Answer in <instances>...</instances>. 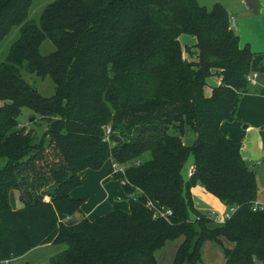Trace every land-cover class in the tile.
Masks as SVG:
<instances>
[{
  "label": "trees",
  "instance_id": "trees-1",
  "mask_svg": "<svg viewBox=\"0 0 264 264\" xmlns=\"http://www.w3.org/2000/svg\"><path fill=\"white\" fill-rule=\"evenodd\" d=\"M32 3L0 0V42L19 27L0 64V263L55 244L66 249L49 264H159L155 253L182 238L170 264H202L205 242L222 249L225 264H264V212L251 210L256 176L241 143L220 131L238 120L255 55L240 46L224 8L206 10L197 0H52L34 24L26 21ZM182 35L195 38L193 52ZM45 40L54 51L43 56ZM21 70L50 78L53 96L39 95ZM23 108L46 122L41 137L19 124ZM187 130L195 135L189 146ZM109 159L125 167L113 180L128 212L115 207L72 221L84 202L70 196L80 173ZM196 185L235 212L219 224L194 209ZM148 202L171 215L154 218Z\"/></svg>",
  "mask_w": 264,
  "mask_h": 264
},
{
  "label": "crops",
  "instance_id": "crops-1",
  "mask_svg": "<svg viewBox=\"0 0 264 264\" xmlns=\"http://www.w3.org/2000/svg\"><path fill=\"white\" fill-rule=\"evenodd\" d=\"M258 14H262L264 18V0H259ZM239 32L242 35V26L239 27ZM246 43L255 55L251 63V72L259 74L258 83L241 96L236 113L238 120L222 122L220 131L226 138L241 143V157L247 165L249 162L259 166L256 168V173L254 172L259 190L256 202L264 204V182L260 184L259 181H264V165H261L262 161L264 162V141L260 138L261 132L264 131V35H260L255 41L247 40ZM212 80L210 87L219 84V79L212 78ZM210 92L211 89L208 88L206 95L209 96ZM191 167L192 164L188 165L187 174L183 175L186 180L189 177L188 172L192 170ZM79 176L81 184L71 191L70 196L73 199H83L84 202L77 217L73 215L71 218L72 221H80L82 218L93 221L108 214L115 207L128 212V197L120 184L113 180L110 159L101 169L84 170ZM190 194L194 209L201 213L213 211L222 215L227 210L217 198L208 194L199 185L191 188ZM20 207L21 204L17 202V208ZM62 246L55 244L39 246L18 259L0 264H48L54 256L65 250ZM223 246L230 248L225 241ZM200 253L202 264H225L222 249L211 242H205ZM255 264L261 263L255 262Z\"/></svg>",
  "mask_w": 264,
  "mask_h": 264
},
{
  "label": "rangeland",
  "instance_id": "rangeland-1",
  "mask_svg": "<svg viewBox=\"0 0 264 264\" xmlns=\"http://www.w3.org/2000/svg\"><path fill=\"white\" fill-rule=\"evenodd\" d=\"M52 0H33V3L29 9L27 22L38 24L39 17L44 10V8L51 3ZM200 7L206 10H211L215 4L221 5L224 10L229 15V19H234L236 22V31L234 33L240 38V46H244L246 41H255L260 35H264V18L262 14L254 15L248 11L243 3V0H197ZM242 26V35L239 32V27ZM242 36V37H241ZM19 37V27H14L7 34V36L0 42V64L5 61L8 54L9 48ZM180 43L183 48H189L190 51H194L195 38L182 35L180 38ZM54 51V47L49 40H45L39 49L41 55L46 56ZM185 56L188 59H192L188 52H185ZM21 76L23 80L32 88H34L39 95L44 98H50L54 94V84L50 78L40 79L35 75H30L24 70H21ZM213 80H209L211 84ZM1 105V104H0ZM18 122L22 127H25L27 131H30L37 138L41 137L45 132L47 124L42 120L37 114H34L29 109L23 108L21 114L18 118ZM261 133H264L262 131ZM260 135V134H259ZM261 138V136H260ZM195 139V135L191 130H187L183 136V142L186 145H191ZM145 159L149 158V155L144 156ZM5 159L0 158V169L5 165ZM192 163V158H189L186 165L184 166L183 175L187 174L188 165ZM261 163V162H260ZM251 170L256 173V168L259 167L255 163H249ZM261 165H264L262 161ZM260 184L263 180H259ZM45 190H50L46 188ZM48 201V198H45ZM77 213L75 217H77ZM77 219V218H76ZM182 238L173 242H167L166 245L159 251L155 253V257L159 264H170L179 246L182 244ZM66 249V246H62ZM49 264V263H48Z\"/></svg>",
  "mask_w": 264,
  "mask_h": 264
},
{
  "label": "built area",
  "instance_id": "built-area-1",
  "mask_svg": "<svg viewBox=\"0 0 264 264\" xmlns=\"http://www.w3.org/2000/svg\"><path fill=\"white\" fill-rule=\"evenodd\" d=\"M229 29L233 32L236 31V29H237L236 28V22L233 18L229 19ZM258 76H259V74L256 72H252L247 76L246 80H247L249 87H255L257 85ZM110 132H111L110 127H106L105 128V134L107 137L109 136ZM191 175H192V170H190L188 172V176H191ZM119 176H121V177L125 176V167L120 166L117 163L112 162V177H119ZM119 182L121 183V185H126V183H127V181L124 179H119ZM147 207L149 209L155 211V213L153 215L154 218L161 217V218L165 219L166 217H169L171 215L170 210L164 209V210L158 211L154 208V205L150 202L147 203ZM251 210H252V212H264V204L254 202L252 207H251ZM234 212H235V208L229 207V208H227L226 212L222 215H218L217 213H215L213 211L208 212V215H209V217H211L214 220V222L222 224L226 220H228ZM7 262L8 261H5V263H7Z\"/></svg>",
  "mask_w": 264,
  "mask_h": 264
},
{
  "label": "water",
  "instance_id": "water-1",
  "mask_svg": "<svg viewBox=\"0 0 264 264\" xmlns=\"http://www.w3.org/2000/svg\"><path fill=\"white\" fill-rule=\"evenodd\" d=\"M243 3L248 11L252 14H258L259 0H243ZM261 139L264 141V133H261Z\"/></svg>",
  "mask_w": 264,
  "mask_h": 264
}]
</instances>
